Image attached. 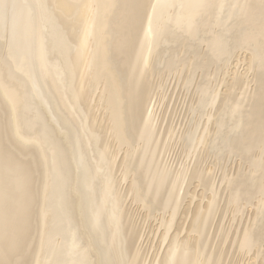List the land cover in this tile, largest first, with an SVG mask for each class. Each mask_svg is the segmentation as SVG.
Returning <instances> with one entry per match:
<instances>
[{
    "label": "bare ground",
    "instance_id": "obj_1",
    "mask_svg": "<svg viewBox=\"0 0 264 264\" xmlns=\"http://www.w3.org/2000/svg\"><path fill=\"white\" fill-rule=\"evenodd\" d=\"M0 264H264V0H0Z\"/></svg>",
    "mask_w": 264,
    "mask_h": 264
},
{
    "label": "rangeland",
    "instance_id": "obj_2",
    "mask_svg": "<svg viewBox=\"0 0 264 264\" xmlns=\"http://www.w3.org/2000/svg\"><path fill=\"white\" fill-rule=\"evenodd\" d=\"M153 224H155V223H153ZM152 236V235H151ZM154 239V238H153ZM146 242H147V240H146ZM157 241H155V239H154V241H153V243L155 244V245H157V243H156ZM153 245V244H152Z\"/></svg>",
    "mask_w": 264,
    "mask_h": 264
}]
</instances>
